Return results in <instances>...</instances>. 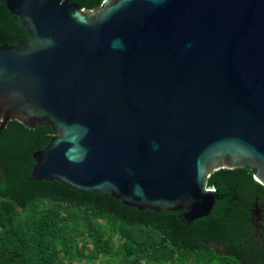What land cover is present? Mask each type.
I'll return each mask as SVG.
<instances>
[{
    "label": "water",
    "instance_id": "water-1",
    "mask_svg": "<svg viewBox=\"0 0 264 264\" xmlns=\"http://www.w3.org/2000/svg\"><path fill=\"white\" fill-rule=\"evenodd\" d=\"M28 40L0 46V132L50 126L33 181L138 211L207 217L208 178L264 186V0H6Z\"/></svg>",
    "mask_w": 264,
    "mask_h": 264
},
{
    "label": "trees",
    "instance_id": "trees-1",
    "mask_svg": "<svg viewBox=\"0 0 264 264\" xmlns=\"http://www.w3.org/2000/svg\"><path fill=\"white\" fill-rule=\"evenodd\" d=\"M95 8L103 0H70ZM28 40L0 0V46ZM50 126L9 121L0 132V264H264V186L249 167L208 178L212 212L188 223L181 211H138L110 194L33 181L34 154Z\"/></svg>",
    "mask_w": 264,
    "mask_h": 264
},
{
    "label": "rangeland",
    "instance_id": "rangeland-1",
    "mask_svg": "<svg viewBox=\"0 0 264 264\" xmlns=\"http://www.w3.org/2000/svg\"><path fill=\"white\" fill-rule=\"evenodd\" d=\"M105 258H101L100 260H94L95 262V264H104L105 263Z\"/></svg>",
    "mask_w": 264,
    "mask_h": 264
}]
</instances>
